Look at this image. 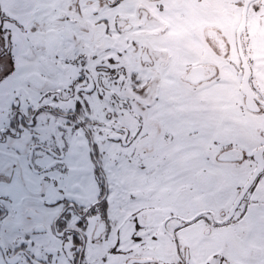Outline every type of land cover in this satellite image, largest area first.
<instances>
[{
	"label": "flooded vegetation",
	"instance_id": "obj_1",
	"mask_svg": "<svg viewBox=\"0 0 264 264\" xmlns=\"http://www.w3.org/2000/svg\"><path fill=\"white\" fill-rule=\"evenodd\" d=\"M254 1L258 2L257 11L262 12L264 0H251L250 5ZM244 3L245 0L233 4L234 13L241 9V19ZM224 5L215 0H55L42 5H37L34 0H14L10 9L0 5V28L6 29L0 31V78L5 73L22 74L21 92L28 97L29 103H34L33 98L38 97L39 104L35 106L45 107L48 120L64 130L65 143L70 148L77 146L76 153L87 154L90 172L98 187L96 199L87 204L57 188L60 197L51 200L47 206L46 223L51 225L49 232L56 240L55 247L51 249L59 252L57 264H264V167L232 212L259 164L254 155L264 145L262 140L255 139L257 143L251 152L254 166L243 174L234 173L227 165L232 162L233 167H238L245 160L246 153L241 148L231 146L221 149L215 156L217 162L206 154L208 162L217 167L215 171L205 168L212 173L209 186L211 192L222 197V203L212 206L203 201L191 207L188 213L161 215L159 221L164 222L163 233L171 238L173 244L166 248H169V254L173 252V258L160 259L135 249L146 238L158 242L159 229L157 226L152 228V223L146 219L133 218L134 210L125 211V215L116 214L110 199L111 175L114 172L118 175L120 167L131 164L124 160L127 159L125 149L140 143L138 137L150 131L145 118L156 115L158 111L159 100L149 102L139 89L148 84L156 73L162 76L161 80L172 78L171 72L181 71V63L185 64L181 78L195 86L206 84L203 88H208L219 81L215 77L220 69L205 58L208 55L207 45L217 48L221 55L228 52L230 41L219 29L218 24L222 20L213 9H222ZM198 22L200 36L195 29ZM184 30L202 44L204 51L199 59L185 53L186 49L189 50L187 45L192 44L194 39L184 37ZM26 46L32 49L31 53L25 50ZM163 50L172 55L169 60L159 53ZM246 56L251 67L249 81L257 95L258 110L248 108L242 91L245 70L241 58L237 67L236 89L242 92L244 106L251 112H259L264 107L260 94L264 86L257 80L251 58ZM198 66L201 69H195ZM189 97L162 101L163 106L172 110L170 118L175 113L179 114L181 109V113L185 111ZM176 101L180 104L184 102V105L175 109L173 103ZM144 127L147 132H143ZM170 129L174 130V127ZM260 132L264 138V130ZM231 149L234 151L229 158L221 156ZM135 164L138 166L137 162ZM77 169L90 173L84 166ZM77 169H72V175L79 173ZM192 177L190 181L177 183L175 189L191 182ZM215 183L217 190L213 188ZM164 184L152 200L144 191L148 183L146 187L136 188L143 191L139 195L144 200L152 202L165 196V191L172 188ZM132 197L139 196L134 194ZM204 213L210 214L211 219L201 231L203 234L186 238L180 235L184 232L178 230L176 233L166 228L171 218L191 222ZM121 219H127L126 231L119 224ZM59 220L66 222L61 232L56 231ZM46 223L37 226L47 230ZM218 223H237L239 227L247 228L242 247L255 245L257 249H252L248 255L241 253L240 249L236 254L223 249L215 237L219 235L214 234L213 229ZM223 232L219 230L215 233ZM140 258L147 260H135Z\"/></svg>",
	"mask_w": 264,
	"mask_h": 264
},
{
	"label": "rangeland",
	"instance_id": "obj_2",
	"mask_svg": "<svg viewBox=\"0 0 264 264\" xmlns=\"http://www.w3.org/2000/svg\"><path fill=\"white\" fill-rule=\"evenodd\" d=\"M215 1L225 4L222 9L215 7L213 9L214 14L218 12L222 20L218 24L219 29L230 41L228 52L225 55H221L218 49L212 47V45H207L208 55L205 61L214 62L220 69L215 77V80L219 81L208 88H203L206 84L195 86L183 80L180 75L185 68L184 63L179 66L181 71L171 72L172 78L168 80H161L160 77L162 76L159 73L152 75L148 84L143 85L139 89L144 99L147 97L149 102L156 99L159 100L157 103V114L149 115L145 118L150 131L145 133L144 131L147 132L148 129L144 127V133L138 137L140 143L125 149L127 151V159L124 160H128L131 164L125 163L127 165L123 166L125 168L120 167L118 175L114 172L110 177L112 184L110 199L114 210L117 211L116 214L125 215V211L134 210L136 213L133 218L146 219L147 222L150 221L152 223V228L157 226L156 228L159 229L158 232L156 231L158 233L156 238L158 242L146 238L144 243L137 248L135 247V249H139L140 252L153 254L160 259L174 257L173 252L169 254V248H166L167 245L173 246L171 238L167 234L164 235V222L160 223L159 221L163 213L169 215L172 212L188 213L191 207L198 206L203 201L207 203L206 205L212 206H216L217 202L222 203V197H218L214 191L211 192V187L209 186L212 173L205 170V168H213L215 171L217 167H213L208 162L206 154L217 162L215 156L221 149L231 146L241 148L246 153L245 160L240 162L238 167H233L232 162L227 165L234 173L243 174L250 166H254V157L251 152L257 143L255 139L264 141L260 132L264 130V107L259 112L249 111L244 106L242 92L236 89L238 87L236 82L239 76L237 67L240 65V57L235 42V31L240 23L241 9L238 8L235 11L236 13H234L233 4L235 1L242 3L243 0ZM257 6L258 2L254 1L249 7L248 27L244 32L243 39L246 55L251 58L257 80L264 86V24L262 23V20H264V9H262V12H258ZM199 28L200 23L198 22L195 25V29L200 36ZM183 36L194 39L185 30ZM132 38L137 43L135 35ZM187 48L189 50L186 49V52H183L191 54L193 59H199L204 51L202 44L196 39L192 40V44L187 45ZM159 53L163 54V58H168V60L172 56L168 50L159 51ZM153 54L155 53L153 52ZM101 90L102 94L103 89ZM260 94L264 100V90H261ZM187 96L192 97H189L186 101L185 111L181 113L182 109L180 108V113L175 111L179 114L175 113L170 118L169 115L172 110L163 106L162 103L164 101L170 102L177 98L185 99ZM176 102H171L175 109H179V107L184 105V102L183 104ZM153 113L156 112L154 111ZM171 127H174V130L170 129ZM161 140H167V142H161L160 144ZM135 162H137L138 166ZM142 163L145 166H141ZM191 177L192 181L179 187L180 191L179 188L175 189L177 183L190 181ZM163 182H165L164 185L167 187L170 186L174 189L169 188V190L165 191V196L160 199L155 198L152 202L144 200L139 195L143 191L136 188L138 186L140 188L146 187L148 183L144 191L152 200L162 189ZM216 186L215 183L213 187L215 190H217ZM134 194L139 197H132ZM129 199L130 201L128 202ZM153 203L156 205L154 206ZM237 215L238 213L233 220L236 219ZM209 219H211V215L208 213L202 214L191 222H181L171 218L167 222L166 228L176 233L179 230V232H184L180 233L181 236L191 238L192 236L203 234L201 231L208 225ZM126 221L127 219L119 221L122 228L127 224ZM132 222L134 225L135 220ZM46 224L47 231H49L51 225L49 223ZM213 229L214 234L219 235L215 237L223 249L235 254L240 249L242 250L241 253L245 252L246 255L250 254L252 249H257L255 245H253L254 247L251 245L242 247L248 229L239 227L237 223L226 225L218 223ZM150 230L152 231V229ZM219 230L224 232L215 233ZM49 251L57 254L56 257L59 255V252L52 251V249H49ZM157 264H165V262Z\"/></svg>",
	"mask_w": 264,
	"mask_h": 264
},
{
	"label": "snow or ice",
	"instance_id": "obj_3",
	"mask_svg": "<svg viewBox=\"0 0 264 264\" xmlns=\"http://www.w3.org/2000/svg\"><path fill=\"white\" fill-rule=\"evenodd\" d=\"M15 75L0 78V264H57L54 234L37 225L46 221L52 189L72 178L73 152ZM65 226L57 221L56 231Z\"/></svg>",
	"mask_w": 264,
	"mask_h": 264
},
{
	"label": "crops",
	"instance_id": "obj_4",
	"mask_svg": "<svg viewBox=\"0 0 264 264\" xmlns=\"http://www.w3.org/2000/svg\"><path fill=\"white\" fill-rule=\"evenodd\" d=\"M14 0H0V5L5 9H10ZM37 5H42L45 3H53L55 0H34ZM27 52L31 53L32 49L29 46H26L25 49ZM14 79H19L22 81V74L15 75ZM83 142H85L83 140ZM73 152L72 156V169H77L81 166H84L87 171L90 172L91 164L86 153L82 155L75 152L77 146L71 148ZM85 150V149H83ZM79 173L72 175V178L69 182L65 184H57L50 193V199L54 200L60 197V194L57 191V188L61 191H65L68 196L77 199L83 204L90 203L94 201L98 195V187L95 183L92 172L84 173V169H77ZM122 229L125 231L128 229V225H125Z\"/></svg>",
	"mask_w": 264,
	"mask_h": 264
},
{
	"label": "water",
	"instance_id": "obj_5",
	"mask_svg": "<svg viewBox=\"0 0 264 264\" xmlns=\"http://www.w3.org/2000/svg\"><path fill=\"white\" fill-rule=\"evenodd\" d=\"M250 2H251V0H245L243 12H242L241 23H240V25L237 29V32H236V38H237L236 41H237L239 56H240L241 61H242V67L245 70V76H244L243 81H242V91L246 95L245 100H246L248 108L252 111H257L259 108L258 101H257V95L255 94V92H254V90L250 84V81H249L251 67H250L249 61L247 59L246 53L244 51V45H243V39H242L243 32L247 30L248 10H249ZM200 67L201 66L195 67V69H197V68L201 69ZM232 151H234V150H232V149L226 150L223 152V154L221 156L223 158H229V154L232 153ZM263 153H264V145L261 146L260 148H258L255 152L254 156H255V159H257L259 161V164H258L256 170L254 171V173L252 174L251 178L249 179L248 183L245 185L244 189L242 190L240 196L238 197L235 205L233 206L232 212L235 210V208L237 207V205L239 204V202L241 201V199L243 198L244 194L247 192L249 187L252 185V183L254 182L256 177L258 176V174L262 171V169L264 167ZM135 260L146 261L147 259L140 258V259H135ZM132 262L133 261H130V263H132Z\"/></svg>",
	"mask_w": 264,
	"mask_h": 264
}]
</instances>
